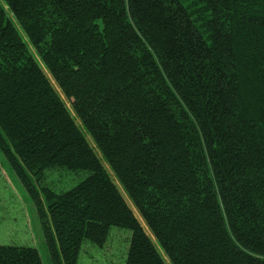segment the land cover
Here are the masks:
<instances>
[{"label":"trees","instance_id":"trees-1","mask_svg":"<svg viewBox=\"0 0 264 264\" xmlns=\"http://www.w3.org/2000/svg\"><path fill=\"white\" fill-rule=\"evenodd\" d=\"M2 3L24 35L0 3V151L52 264L113 226L124 264H264V0ZM54 168L73 177L38 191ZM0 264L42 262L0 244Z\"/></svg>","mask_w":264,"mask_h":264},{"label":"rangeland","instance_id":"rangeland-1","mask_svg":"<svg viewBox=\"0 0 264 264\" xmlns=\"http://www.w3.org/2000/svg\"><path fill=\"white\" fill-rule=\"evenodd\" d=\"M0 3L3 5L7 15L9 16L14 26L20 31L22 35H24L22 30L12 18L11 14L6 9L5 5L2 3V0H0ZM31 51L37 59L35 52L32 49ZM40 66L43 67L42 64ZM43 71L50 79L58 94L64 100L67 108L70 110L69 101L66 100L59 92L50 75L44 69ZM73 118L76 124L79 126V121L74 116ZM86 139H88V137H86ZM90 144L92 145L91 142ZM104 167L108 171L115 185L118 187L124 201L131 209L133 215H135L145 233L150 237L152 242L157 247L154 237L140 217L132 201L127 196L125 190L123 189L121 184L118 183L105 163ZM61 172L63 171L61 170ZM61 172H58L56 168L47 171L45 173L44 179L39 183H35L38 191H40L42 187L59 190V182H62L64 178H68L69 175L73 177L70 171H64V173L66 172L68 174V176L66 175L65 177L61 175ZM52 175L55 176V179H53ZM83 175H81L80 178H76V180L73 179L72 181L67 182L68 184L66 188H64V190L69 189L77 184L79 180L83 178ZM43 230L44 229L41 225L39 215L36 212V209L28 192L20 183L16 174L10 168L7 160L0 151V244L33 247L37 249L42 264H52L47 248L49 239L47 235L44 236ZM130 236L131 232L128 229L113 226L110 228L109 234L102 248H98L89 240L85 241L82 244V248L80 249V253L78 256L79 264H124ZM157 249L159 250L158 247ZM160 253L164 262L166 264H170L164 253L161 251Z\"/></svg>","mask_w":264,"mask_h":264}]
</instances>
